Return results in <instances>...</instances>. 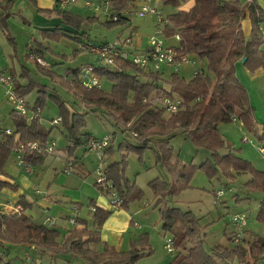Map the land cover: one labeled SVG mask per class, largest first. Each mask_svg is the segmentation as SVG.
<instances>
[{
    "label": "trees",
    "instance_id": "16d2710c",
    "mask_svg": "<svg viewBox=\"0 0 264 264\" xmlns=\"http://www.w3.org/2000/svg\"><path fill=\"white\" fill-rule=\"evenodd\" d=\"M137 0H109L108 10L101 9L107 20L101 22L96 16H85L80 13L59 8L55 5V12L60 16V25L54 29L41 32L45 40L59 42L63 37L72 38L78 42L83 39L91 40L90 28L97 23L106 28L126 26L130 23L131 7H135ZM164 6L174 8V12L165 16L162 32L168 38L179 36L178 46H173L178 52V58L186 57L190 60L201 59L207 61L208 70L196 71L194 77L187 81L179 72H173L169 80L164 78V71L145 70L134 64L130 59L115 55L112 64H104L97 58V63L68 68L62 74L57 72L60 62L41 65L36 61V67L44 76L53 82L70 90L80 99L82 104L101 112L106 118L118 125L123 121L128 130L139 140V144L130 148L140 153L152 150L156 163L176 171L173 167L175 152L171 141L176 135V129L185 132L197 150H206L210 157L200 165L199 170L206 172L209 179L225 176L233 184L236 175L250 174L249 190L263 192V200L259 212V220L264 223V171L255 170L251 165L235 154L232 147L219 132L221 124L241 120L251 130H256L254 109L246 88L236 76L237 64L246 59L244 64L249 70L264 69V52L260 50L263 40L261 24L264 22V8L255 0L243 5L239 0H160ZM193 2L189 9H185L187 2ZM13 0H0V27L7 32L8 20L14 14L10 13ZM30 2L37 6L36 0ZM102 5V2L99 4ZM86 7V6H85ZM92 8V7H91ZM41 13H51L38 9ZM249 18L253 24L250 37L243 32L242 22ZM9 37L10 35L7 34ZM262 36V37H261ZM132 40V37L126 38ZM9 41L14 42L10 37ZM110 42H103L106 45ZM40 47H28V56L45 59L47 49L38 42ZM98 46L92 42L83 46ZM86 51V50H85ZM79 50L75 54H79ZM88 52V51H87ZM55 54V53H53ZM91 55V54H90ZM93 56V55H91ZM29 58V57H28ZM47 61V60H46ZM91 66L93 74L100 81L99 86L89 88L84 85L86 74L84 67ZM211 75L215 77L211 79ZM14 78V76H13ZM102 79L111 84V91L102 88ZM164 82H168L166 88ZM39 88V96L34 106L29 103L28 108L33 113L39 111V116L28 121L27 117L12 112L15 129L11 135L3 134L0 142V174H5L8 157L20 143L37 141L48 144L49 131L41 122V114L47 103L46 95L53 96L61 108V116L53 119L54 126L65 127L63 132L67 142V152L74 155L79 147H86L92 136L82 133L81 113H72L59 95L49 93L47 85L37 84L33 80L21 83L17 81L15 91L22 99L31 93L35 87ZM180 101L177 113H170L165 100ZM98 111V112H97ZM58 122H55L57 121ZM4 129V128H3ZM7 129V128H6ZM5 131V129H4ZM257 131V130H256ZM264 137V133L260 136ZM109 146V145H108ZM106 147L103 153L111 152ZM55 148V146H54ZM88 149V148H87ZM89 150V149H88ZM47 154V153H46ZM45 154H34L25 157L27 166L43 163ZM103 166L104 181L97 182L100 187H106L108 197L112 191L117 193L120 201L119 208H128L129 203L139 194V190L125 178L118 163ZM198 167L182 165L178 169L176 183H169L159 178L149 183L150 189L159 199L164 200L168 195H178L191 187V181ZM3 187H16L0 181ZM136 191V193H134ZM217 191H214L216 195ZM119 194V195H118ZM163 205V203H161ZM18 205L30 206L21 198ZM94 225L87 221H77L75 227L67 231L62 239L61 231L55 225L45 222L37 223L25 213L22 208L16 213L7 212L0 207V264H12L9 247L16 244H31L40 257H48L49 262L58 264V259L66 256L81 258L86 264H137L144 256L153 252L150 236L147 233L138 235L131 241L126 251L117 250L102 240V231L111 217L112 212L97 205H93ZM163 230L170 232L174 256L169 264H263L264 240H254L246 246L234 244V235H228L231 246L216 245L207 251L204 240L201 239L203 229L198 220L190 213L179 208L165 206L161 208ZM134 221L131 219V226ZM102 244L104 249L98 252L91 245Z\"/></svg>",
    "mask_w": 264,
    "mask_h": 264
},
{
    "label": "rangeland",
    "instance_id": "374dc122",
    "mask_svg": "<svg viewBox=\"0 0 264 264\" xmlns=\"http://www.w3.org/2000/svg\"><path fill=\"white\" fill-rule=\"evenodd\" d=\"M239 1L245 5L249 0ZM87 2L97 6L101 0H78V4L72 7L74 12L80 11L79 13L85 16H96L101 22H105L107 18L102 11L83 7ZM132 4L135 5V10L128 15L130 18L128 25L106 28L105 25L97 23L89 31L92 41L83 39V42H78L69 37H63L59 42L43 40L41 30L54 27L60 18L57 12L46 15L38 13L30 0H16L11 9L14 15L9 19V30L16 44L10 43L0 30V62L1 66H4L3 69L6 67L3 74L14 76L13 87L15 88L17 81L23 83L28 80L47 85L48 92L59 95L72 113H81L82 124L79 125V129L82 133H89L98 140H105L109 137L108 147L111 148V152L104 154V167L114 162L118 163L125 178L133 186L132 189L139 190V194L133 198L134 201L129 203L128 208H119L112 204L107 196L106 187L97 185L100 179L98 174L100 163L97 154L86 147H79L74 155H69L63 134L65 127L54 126L52 123L53 119L61 116V108L55 98L47 94V103L41 114V122L49 131L50 141L54 143L55 148L52 152L45 154L43 163L31 166L33 173L30 174L29 179L32 180L31 194L39 189L41 195L49 194L53 203L51 209L47 210L48 213H44L35 201L36 204L32 210L35 215L34 222L42 223L46 216L55 218V226L61 231L63 239L67 231L75 227L70 223L69 217H74L76 220L79 218L80 221H87L89 226H93L94 212L90 210L92 206L106 208L112 214L103 229L104 238L120 246L122 250L129 249L130 240L135 236L143 233L149 234L153 252L144 256L137 264H169L173 259L174 253H170L166 247L172 234L163 230L164 221L161 208L165 206L190 212L198 220L203 229L201 239L204 240V248L207 251L216 245L231 246L228 235L233 237L235 228L230 219L236 214H245L247 217L242 240L243 246L257 239L264 240V223L258 217L263 192L247 188L252 178L250 174L236 175L233 184L225 176L209 179L206 172L199 170V167L210 157V153L206 150H197L181 128L176 129V135L171 141L175 152L172 166L177 170H170L162 164H157L152 150L148 149L138 153L130 149L137 146L139 140L132 134V131L127 129L128 125L123 121L115 125L114 120L106 118L108 116L98 111V113L93 112L92 109L82 104L70 90L39 72L36 62L26 57L28 45L40 47L33 40L36 37L45 47H48L47 49L42 48L45 51V60L49 63L60 62L57 72L62 74L68 68L80 67L93 62L99 63L94 55L91 56L89 52L82 50L84 43L92 42L100 46L103 42H124L126 38L132 37V43L125 46V50L135 52L148 46L150 37L157 33V36L163 39L168 46H178L175 38H168L162 32L164 25L159 26L156 15H140L137 12L144 4H150L157 5L159 11L168 16L175 11L174 8L164 6L160 0H137ZM20 14L30 21V25L24 22ZM261 28L263 40L260 50L264 52V22ZM31 31L35 36L31 35ZM78 50L80 52L77 55L74 52ZM207 64L206 60L201 59L181 62L177 68H165L164 78L169 80L173 72H179L180 76L190 81L196 71L204 69L207 72ZM236 76L248 92L254 109V118L257 121V131L249 129L241 120L236 119L231 123L221 124L219 132L230 144L235 154L246 160L255 170L263 172L264 155L260 148L264 147V137L260 136L264 133V69L249 70L244 63L240 62L236 67ZM211 79L214 80L215 77L211 75ZM164 85L166 88L169 87L168 82H164ZM102 88L109 92L111 84L102 79ZM38 96L37 86L26 96L25 102L34 106ZM14 109L15 105L10 100L6 87L0 84V124L2 128L15 129L12 116ZM244 137L250 141L244 142ZM191 164L198 167L193 175L191 187L178 195H168L159 202L150 189L149 183L156 178L166 180L171 184L176 183L180 166ZM10 165L23 169L18 165L14 152L8 157L5 172ZM214 191H223V194L218 197ZM74 207L78 210H74ZM131 219L134 221L133 227L129 225ZM91 246L95 250L103 251L102 244ZM9 253L12 264H32L28 261L27 256L29 255L32 259L50 261L48 257L42 258L36 251H31L29 247L22 244L10 245ZM57 263L86 264L81 258L71 255L58 259Z\"/></svg>",
    "mask_w": 264,
    "mask_h": 264
},
{
    "label": "built area",
    "instance_id": "2783aa9c",
    "mask_svg": "<svg viewBox=\"0 0 264 264\" xmlns=\"http://www.w3.org/2000/svg\"><path fill=\"white\" fill-rule=\"evenodd\" d=\"M54 4L57 5L59 8L66 9L70 6L77 5L78 0H53ZM102 5L94 6L93 4L87 2L85 3L86 7H92L95 10L99 11L101 9L108 10V2L109 0H101ZM135 7H131L130 11L133 12ZM140 15H147V14H154L156 15L159 26L165 23L164 15L159 11L157 5L153 6L150 4H144L139 11H137ZM160 31V29H159ZM177 40L179 36L175 37ZM132 43V40H125L124 42L116 41L114 43H108L106 45L100 46H83V48L88 51L91 55L101 59L104 64H112L114 62L115 55L118 54L120 57L124 59H130L134 64L141 67L145 70H152V71H164L167 67H175L181 62L193 61L187 59L186 57L178 58V52L173 46H168L165 41L157 36V33L150 37L149 44L144 49H138L135 52H129L125 50V46H128ZM31 59L35 62L37 61L41 65H48L47 61L43 58H36L34 55L31 56ZM84 73L86 74L85 83L84 85L92 88L95 86H99L100 81L98 78L93 74L92 67L87 66L83 68ZM177 71V70H175ZM14 79L12 76H5L3 73H0V84L4 85L7 89V94L10 100L15 105V112L19 116L27 117L28 121H31L32 118L39 116V111L33 113L29 110L27 102L24 99L20 98L13 87ZM165 106H167L168 111L170 113H177L180 109V101H172L170 99L165 100ZM55 122H58L55 121ZM6 133L7 135L12 134L11 129H4L1 127L0 124V142L3 141L2 136ZM106 137L105 140H98L96 138H90V141L87 145V148L93 152H95L98 156L100 167L98 169V174L100 179L98 182L104 181V171H103V153L104 149L108 146V139ZM244 142H249L246 137H244ZM54 143L49 142L48 144H42L37 141H28L26 143H20L18 147L14 150L16 154V160L20 167L23 169L31 172V166H27L25 162V157L34 155V154H46L52 152L54 150ZM261 153L264 155V147L260 148ZM68 170L66 171V173ZM39 192V191H38ZM223 194V191H217L216 195L220 197ZM110 199L112 204L116 206H120V201L118 199L117 193L112 191L110 194ZM22 208L19 205L11 206L7 212L16 213L20 211ZM74 210H78L77 207L73 208ZM91 212L96 211L95 207L92 206L90 209ZM48 213V212H47ZM69 221L72 224H76V219L73 217H69ZM231 223L234 225L235 232H234V242L241 243L243 240V233L244 229L247 225V217L245 214H236L233 215L230 219ZM44 222L48 225H55L56 220L53 217L46 216ZM167 249L170 253L173 252L174 248L172 245L171 239H168L166 243ZM28 261L32 264H53L52 262H43L41 260L32 259L31 256H27ZM264 264V262H263Z\"/></svg>",
    "mask_w": 264,
    "mask_h": 264
},
{
    "label": "crops",
    "instance_id": "0c3cea01",
    "mask_svg": "<svg viewBox=\"0 0 264 264\" xmlns=\"http://www.w3.org/2000/svg\"><path fill=\"white\" fill-rule=\"evenodd\" d=\"M13 1H14L13 4H15L16 0H13ZM249 1H252V0H249ZM249 1L245 5H247L249 3ZM255 1L261 7L264 8V1L263 0H255ZM36 3H37V6H35L33 4L32 5L36 8V10H37L38 13H40L38 11V9L48 10L51 13L55 12V10H54L55 9V4H54L53 0H36ZM192 5H193V2L192 1L187 2L184 5V8L185 9H189ZM12 6L10 8V13H12L11 12ZM83 7L85 8V6H83ZM68 10H71V11L74 12V8H72V7L68 8ZM79 12H76V13H79ZM51 13H48V14H51ZM40 14L46 15V13H42V12ZM20 16L24 19V22L25 23H27L28 25H30V21L27 18H25L22 14H20ZM59 18H60V16H59ZM58 25H60V20H58L56 22V24H55L54 27H51V28H48V27L43 28L41 30V32L43 30H46V29L52 30V29H54ZM242 26H243V32H244L245 36L246 37H250L251 34H252V30H253V24H252L251 20L249 18L245 19L242 22ZM0 30L2 31V33L6 36V38L9 41V38L11 37V33H10V30H9V20H8L7 32H5L1 27H0ZM7 34H9L10 37ZM31 35L35 36L33 31H31ZM33 40L37 44H38V42H40V41L37 40L36 37L33 38ZM43 40H45V39H43ZM10 43H12L14 45L16 44L15 41L14 42H11L10 41ZM40 43L43 44L42 42H40ZM28 47H33V46L28 45L27 46V49H28ZM26 57L27 58L29 57L28 59H31V57L28 56V50H27ZM1 65H2V63L0 62V68H1L0 69V73H3L6 67L3 69L4 66L2 67ZM255 121H256V119H255ZM32 173H33V170L31 172H29V171H27L25 169H19L16 166L10 165V166H8L6 168V175L5 174H0V181L1 182H6V183H8V184L13 185V186L16 187L15 189H12L10 187H3V188L0 189V207H3L6 211H8V209H10L11 206L18 205L19 204V201H21V198L22 199H25V201H27L30 206H26V207L24 205H22L23 207L21 205H19V206H21L22 208H24L25 209V213L29 217H31L32 219H34L33 217L35 216L33 214V212H32V210L34 208V204H36L35 201L38 202V205L41 206L42 211L44 213H47L48 212L47 210H50L51 209V204L53 203V200L51 201L52 198L50 197L49 194L41 195L42 193H41V191L39 189H37L34 194H31L30 189H31V186H32V180L29 179V176H31L30 174H32ZM49 191H51V189ZM99 207H101V206H99ZM104 209H106V208H104ZM109 220H110V218H109ZM108 221H107V223H108ZM42 223H43V221H42ZM129 225L131 226V220L129 222ZM133 226L134 225H132L131 227H133ZM137 227L138 228H141L140 225H137ZM103 231H102V240H103V242L107 243L109 246L115 247L117 250L126 251V250H122V248H120V246H117L115 243L110 242L109 240L105 239L104 238V235H103ZM137 236H135L134 238H132L130 240V244H131V241L134 240ZM22 245H25V246L29 247L31 251H34L35 250V246H33L31 244H22ZM129 248H130V245H129ZM103 249H104V247H103ZM97 251L98 252H102V251H99V250H97Z\"/></svg>",
    "mask_w": 264,
    "mask_h": 264
},
{
    "label": "water",
    "instance_id": "95a60500",
    "mask_svg": "<svg viewBox=\"0 0 264 264\" xmlns=\"http://www.w3.org/2000/svg\"><path fill=\"white\" fill-rule=\"evenodd\" d=\"M245 60H246V59H243L242 63H244V62H245Z\"/></svg>",
    "mask_w": 264,
    "mask_h": 264
},
{
    "label": "bare ground",
    "instance_id": "6f19581e",
    "mask_svg": "<svg viewBox=\"0 0 264 264\" xmlns=\"http://www.w3.org/2000/svg\"><path fill=\"white\" fill-rule=\"evenodd\" d=\"M105 165V164H104Z\"/></svg>",
    "mask_w": 264,
    "mask_h": 264
}]
</instances>
